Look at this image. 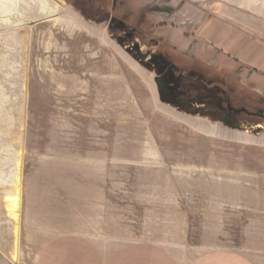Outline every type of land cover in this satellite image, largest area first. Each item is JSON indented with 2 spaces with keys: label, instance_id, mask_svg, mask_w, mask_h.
Segmentation results:
<instances>
[{
  "label": "rangeland",
  "instance_id": "374dc122",
  "mask_svg": "<svg viewBox=\"0 0 264 264\" xmlns=\"http://www.w3.org/2000/svg\"><path fill=\"white\" fill-rule=\"evenodd\" d=\"M66 1L83 30L33 39L21 264L56 235L264 264V143L198 129L264 140V5Z\"/></svg>",
  "mask_w": 264,
  "mask_h": 264
},
{
  "label": "bare ground",
  "instance_id": "6f19581e",
  "mask_svg": "<svg viewBox=\"0 0 264 264\" xmlns=\"http://www.w3.org/2000/svg\"><path fill=\"white\" fill-rule=\"evenodd\" d=\"M246 2L264 5V0ZM68 7L66 0H0V264H21L23 173L34 35L47 37L43 49L50 51L55 34L82 31L83 25ZM47 63L45 67L52 71ZM259 126L264 128V124ZM205 128L198 126L199 130L245 143H264L246 130L227 135ZM146 151L156 157L153 150Z\"/></svg>",
  "mask_w": 264,
  "mask_h": 264
},
{
  "label": "crops",
  "instance_id": "0c3cea01",
  "mask_svg": "<svg viewBox=\"0 0 264 264\" xmlns=\"http://www.w3.org/2000/svg\"><path fill=\"white\" fill-rule=\"evenodd\" d=\"M36 264H255V262L248 255L232 248L210 249L183 263L169 250L157 244H127L112 252H105L88 237L56 235L42 244L36 256Z\"/></svg>",
  "mask_w": 264,
  "mask_h": 264
},
{
  "label": "flooded vegetation",
  "instance_id": "af4514ba",
  "mask_svg": "<svg viewBox=\"0 0 264 264\" xmlns=\"http://www.w3.org/2000/svg\"><path fill=\"white\" fill-rule=\"evenodd\" d=\"M207 82L210 85L206 86V84H205V86L204 85L200 86V88L203 87L204 89H201L202 90L200 92L201 94L198 93V95H195V96L196 97H204V98H218V99H221V101H222L223 98L220 97V94L224 95V91H221L219 86H217L215 84L212 85L209 81H207Z\"/></svg>",
  "mask_w": 264,
  "mask_h": 264
}]
</instances>
